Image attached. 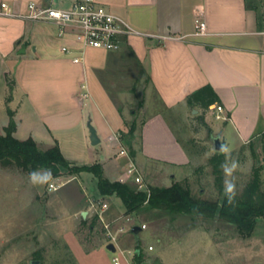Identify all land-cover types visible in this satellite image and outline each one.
Segmentation results:
<instances>
[{
	"label": "crops",
	"instance_id": "0c3cea01",
	"mask_svg": "<svg viewBox=\"0 0 264 264\" xmlns=\"http://www.w3.org/2000/svg\"><path fill=\"white\" fill-rule=\"evenodd\" d=\"M3 1L18 15L0 14V131L9 123V107L17 138L33 137L42 148L58 142L69 160L100 162L109 179L134 183L126 173L127 157L119 153L126 146L121 134L129 131V109L132 117L137 115L130 105L136 93L146 91L147 100L156 98L160 107H152L139 127L142 136L133 158L140 162L162 160L177 167L190 162L177 137L178 121L189 112L203 115L205 124L200 126L208 125L228 149L253 140L263 148L264 0H98L132 29L116 51L95 47L79 51L72 26L60 35L57 24L26 16L30 2L66 8L77 0H0V4ZM201 21L205 30L197 33ZM63 45L75 51L65 53ZM76 56L81 57L78 62ZM10 83L13 90L7 102ZM206 84L214 88L220 103L207 109L189 105L188 95ZM217 105L223 110L218 111ZM89 123L100 138L97 144L91 143ZM84 172L64 184L82 179ZM107 196H115L121 207L111 211L108 202L101 211L104 223L138 216L126 214L117 195ZM97 200L92 196L76 208L73 219L83 210L89 213ZM204 232L209 254L210 237ZM260 249L256 259L253 254L246 259L247 264L264 263V246ZM235 254L224 255L228 264ZM157 258L164 260L163 250L150 264ZM208 258L203 256L202 264L209 263Z\"/></svg>",
	"mask_w": 264,
	"mask_h": 264
},
{
	"label": "rangeland",
	"instance_id": "374dc122",
	"mask_svg": "<svg viewBox=\"0 0 264 264\" xmlns=\"http://www.w3.org/2000/svg\"><path fill=\"white\" fill-rule=\"evenodd\" d=\"M138 92L136 101L130 104L137 115L132 117L130 108L128 116V122L136 121L137 128L132 136L125 135V148L129 154L130 144L134 153V147H139L142 121L154 109L152 107H160L156 98L147 100L146 91ZM142 104L146 106L144 110L141 109ZM207 113L211 118L215 116L214 112ZM195 115L189 112L187 118L179 119L177 126V137L190 155L187 165L177 167L162 160L140 162L134 157L144 184L169 186L175 181H183L194 194L205 199H218L220 194L210 159L215 153H224L225 190L240 193L256 166L262 167L264 188L262 144L253 140L235 150L225 146L224 150L218 151L212 140L215 133L208 125L200 126L201 122ZM74 175L78 174L54 177L45 169L26 172L0 164V264H32L34 260L37 264H113L112 258L116 254L132 264H150L162 250L164 260L157 258L155 264H202L203 256L207 259L208 255L209 263L206 264H228L224 255L229 256L233 252H236V257L230 264H247L246 259L252 254L256 259L264 246V218L258 220L253 235L246 238L238 234L233 224L219 218L192 219L189 215L155 209L143 210L134 219L126 217L117 224L106 222L109 224L107 228L101 220L102 203L109 202L111 211L120 209L121 204L115 196L102 197L93 173L85 171L82 179L70 180L56 190L49 188L51 182L58 179L67 181ZM92 196L98 200L87 213L86 221L80 214L73 219L72 212ZM97 214L98 218L92 225ZM142 224H146L140 238L143 256L137 263V239L131 228ZM204 229L210 237L209 254ZM110 242L115 244L116 251L107 248Z\"/></svg>",
	"mask_w": 264,
	"mask_h": 264
},
{
	"label": "trees",
	"instance_id": "16d2710c",
	"mask_svg": "<svg viewBox=\"0 0 264 264\" xmlns=\"http://www.w3.org/2000/svg\"><path fill=\"white\" fill-rule=\"evenodd\" d=\"M262 17V14L261 16ZM10 93L7 102L12 96L13 85L9 84ZM191 106L209 108L215 103H220V98L210 84L203 85L194 90L187 97ZM10 120L8 125L0 131V164L18 167L26 172L39 169L50 171L52 176L64 174H79L83 171L93 173L97 177L98 190L102 196L117 195L126 208V214H139L143 210H160L170 214H185L190 218H219L233 224L242 237L253 235L258 220L264 218V188L261 176V166H256L253 175L240 193H234L224 188L223 165L224 153H215L210 162L216 176V186L220 194L218 199H205L193 193L190 186L183 181H175L169 186L148 185V190L139 189L137 184L109 179L100 162L91 164H78L69 160L62 152L58 142L48 148H42L33 137L26 139L14 135L16 121L14 112L7 108ZM197 118L205 124L204 116ZM136 121L129 123V131L121 134V139L127 143L126 134L132 136ZM264 141V135L263 139ZM130 155L134 150L130 144ZM264 150V142H263ZM83 218V217H82ZM98 214L92 220V225ZM86 221V219H83ZM139 249V251H137ZM142 248L140 239L137 240L135 258L136 262L142 261Z\"/></svg>",
	"mask_w": 264,
	"mask_h": 264
},
{
	"label": "built area",
	"instance_id": "2783aa9c",
	"mask_svg": "<svg viewBox=\"0 0 264 264\" xmlns=\"http://www.w3.org/2000/svg\"><path fill=\"white\" fill-rule=\"evenodd\" d=\"M0 14L7 16H15L18 13L13 10L9 3L3 1L0 4ZM27 18L40 21H49L57 24L60 27L59 34L62 35L67 31V27L75 28L74 40L80 46L79 51H83L86 47L101 48L108 51H116L122 47L123 37L132 32L131 27L126 21L113 13L98 0H77L69 7H54L39 5L36 2L28 4L26 13ZM205 30V22L201 21L197 25V33H202ZM62 51L71 53L75 51L70 45H63ZM81 57L76 56L74 61L78 62ZM218 111H222L221 105L216 106ZM121 155L127 157L126 173L137 184L139 189L148 187L144 184L140 175V170L133 156L129 154L125 147L119 151ZM65 183L64 179H58L56 182H51L49 188L56 190ZM108 207L107 202H103L101 210ZM108 228L109 224H105ZM142 229L146 224L141 225ZM150 249L153 246H149ZM136 252V250H135ZM117 253V252H116ZM113 264H132L128 259L124 261L122 256L115 255L112 258Z\"/></svg>",
	"mask_w": 264,
	"mask_h": 264
},
{
	"label": "water",
	"instance_id": "95a60500",
	"mask_svg": "<svg viewBox=\"0 0 264 264\" xmlns=\"http://www.w3.org/2000/svg\"><path fill=\"white\" fill-rule=\"evenodd\" d=\"M195 112H196V110H195ZM88 126H89L90 133H91V134H90L91 143H92V144H97V143L100 141V138L98 137L95 128H94L90 123L88 124ZM212 140H213V142H214V147H215L216 150H218V151H222V150H224V148H225V143L222 141L220 135H212ZM87 213H88L87 210H83V211L81 212V215H82V217H83L84 219L87 217ZM141 230H142V227H141L140 225H134V226L131 228V232L134 234V236H135V238H136L137 240L140 239V232H141ZM107 248H108L109 250L113 251V252L116 251V246H115V244L112 243V242H110V243L107 244ZM137 251H139V249H137ZM32 264H37V261L34 260V261L32 262ZM254 264H264V263H263V262H256V263H254Z\"/></svg>",
	"mask_w": 264,
	"mask_h": 264
}]
</instances>
